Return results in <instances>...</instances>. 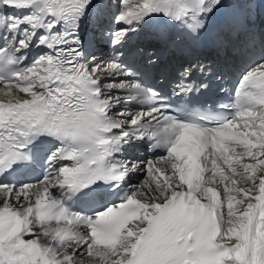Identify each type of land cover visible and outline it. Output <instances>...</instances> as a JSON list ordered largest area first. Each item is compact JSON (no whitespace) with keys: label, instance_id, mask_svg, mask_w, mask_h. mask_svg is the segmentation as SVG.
<instances>
[{"label":"snow or ice","instance_id":"obj_1","mask_svg":"<svg viewBox=\"0 0 264 264\" xmlns=\"http://www.w3.org/2000/svg\"><path fill=\"white\" fill-rule=\"evenodd\" d=\"M253 6L0 0V264H264V47L231 90L201 54Z\"/></svg>","mask_w":264,"mask_h":264},{"label":"bare ground","instance_id":"obj_2","mask_svg":"<svg viewBox=\"0 0 264 264\" xmlns=\"http://www.w3.org/2000/svg\"><path fill=\"white\" fill-rule=\"evenodd\" d=\"M253 1H255V0H253ZM255 3V2H254ZM86 31V30H85ZM88 31H86V33H87ZM146 38H148V37H145V36H140V37H137L136 39L137 40H140V42H145L146 41ZM143 177H140V179H142ZM131 182L132 183H136V182H138L137 181V178L136 177H132V180H131Z\"/></svg>","mask_w":264,"mask_h":264},{"label":"rangeland","instance_id":"obj_3","mask_svg":"<svg viewBox=\"0 0 264 264\" xmlns=\"http://www.w3.org/2000/svg\"><path fill=\"white\" fill-rule=\"evenodd\" d=\"M88 31V29H86Z\"/></svg>","mask_w":264,"mask_h":264}]
</instances>
